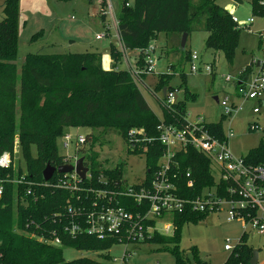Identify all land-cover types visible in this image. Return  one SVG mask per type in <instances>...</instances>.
Masks as SVG:
<instances>
[{
  "label": "trees",
  "instance_id": "1",
  "mask_svg": "<svg viewBox=\"0 0 264 264\" xmlns=\"http://www.w3.org/2000/svg\"><path fill=\"white\" fill-rule=\"evenodd\" d=\"M89 3L106 0H87ZM123 0L118 14V31L125 49L138 50L137 68L146 67L145 56L141 50L147 48L159 33L167 37L181 38L183 33L189 36L195 31H205L207 49L223 53L228 62H232L242 27L233 15L216 3V0H134L133 4ZM252 14L264 17V0H251ZM3 15L0 18V155L4 152L14 157L16 136L20 144V154L26 163V171L20 163L13 162L9 168L0 167V178L8 179L4 183V194L0 197V264H97L91 257H82L66 261L65 248L95 252L100 258H110L109 249L113 241L100 240L94 236L81 234L71 237L62 233V244L55 246L43 242L40 237H51L53 230H60L68 221L67 206L89 209L94 200H98L97 190L106 189L109 193L123 188L125 169L122 164L103 167L98 161L94 148L98 144L94 130L102 129L105 134L118 133L125 143L128 132L142 129L138 137L151 141H142L132 154L143 156L146 161L147 179L158 168L164 146L158 141V126L163 122L181 126L185 124L187 99L195 94L185 90L182 101L172 106H164L163 119L152 111L139 84L127 69H119L122 52L113 44L110 48L112 69L102 65L100 52L46 54L28 53L21 64L17 62L19 54L18 22L19 0H5L2 3ZM104 20V16L102 15ZM178 43L176 48H179ZM173 52H179L175 49ZM188 57V55L186 56ZM264 63V62H263ZM251 66L240 77L247 76ZM171 75H158L154 91L169 86ZM142 77H146L143 73ZM222 119L219 122H205L206 128L219 139H224ZM252 125V124H251ZM88 127L92 131L86 134L87 148L85 165L90 177L80 183L81 190L72 192L57 183L64 173L55 172L51 179L43 178L47 164L58 167L64 164L65 155L60 154V138L69 128ZM251 130V126L249 128ZM35 150V153L32 150ZM176 164L172 171L177 173L175 183L181 196H198L205 187L215 184L211 161L196 149L187 147L176 153ZM248 166L264 164V140L249 150L244 156ZM190 173V177L186 174ZM21 183L13 182L22 176ZM189 179L194 181L188 186ZM107 182H106V181ZM227 183L220 181L219 192L225 196ZM30 189V193L28 190ZM121 204L132 202L129 198L120 199ZM133 211H141L135 204ZM209 213L186 210L173 216V233L164 235L155 233L144 243H159L164 252L175 257V264H207L199 259V252L193 248L195 262L180 246V235L184 224L197 222ZM245 214L255 216L256 210L249 207ZM248 234L243 232L234 246L225 264H250L254 247L248 243Z\"/></svg>",
  "mask_w": 264,
  "mask_h": 264
},
{
  "label": "rangeland",
  "instance_id": "2",
  "mask_svg": "<svg viewBox=\"0 0 264 264\" xmlns=\"http://www.w3.org/2000/svg\"><path fill=\"white\" fill-rule=\"evenodd\" d=\"M0 0V18L3 15ZM133 4L134 0H128ZM216 0V3L227 9L239 20L243 26L240 33L239 44L232 62H228L222 52L207 49L205 41L208 33L195 31L190 34L184 51L180 50L177 57L175 53L162 55L161 50L166 42V34L159 33L150 45L156 46L153 57L156 59L154 71L156 74L167 72L169 65H174L175 71L169 83L173 92V99L182 101L185 97L186 88L196 93L194 99H187V120L196 122L205 118L208 121H219L222 119V128L225 136L232 130L234 136L229 139L228 144L233 155L237 158L244 157L249 150L258 146L264 140V97L262 99H244L237 94L236 81L241 73L251 66L247 72L249 83L258 73L256 62L264 61V17L252 14L251 0ZM113 13L105 11V18L101 17V3L95 1L89 3L87 0H19V22H18V44L19 54L17 62L21 64L28 53L64 54L100 52L102 54V65L106 69H112L110 58L111 44L122 52L121 61L117 67L127 69L123 55V44L116 30L114 16L118 17L123 0H111ZM248 18H253L249 26H244ZM99 35L101 38L97 39ZM176 42V41H174ZM196 52L199 55V65L202 68L197 72H191L188 53ZM132 50L127 51L131 63H134ZM213 65L214 75L205 71V66ZM260 67V66H259ZM184 73V75H180ZM143 84L139 85L147 103L152 111L160 119H163V109L156 96L163 97L161 91L152 93L155 80L149 77ZM148 86V87H147ZM149 86H151L149 88ZM218 97V102L215 97ZM229 105H236L230 115L222 116L224 108L222 101ZM259 112L255 113L254 109ZM251 124H256L254 130H250ZM92 129L88 127L69 128L67 132L72 135V142L68 149L63 146L60 138L58 151L60 154L75 155L80 157L83 152H75L76 135H86ZM99 137L94 153L98 154V161L105 167H113L122 164L125 169V179L129 184L139 182L145 174L146 161L128 151L127 144L123 138L112 131L107 134L102 129L94 130ZM19 139L16 136L14 148V162L20 163L23 172L26 171V163L19 150ZM35 153V150H32ZM216 176V175H215ZM217 178V177H216ZM230 206L223 205L217 212H210L205 218L197 222L184 224L180 235V246L190 255L192 263L195 262L193 248L199 252V259L206 260L209 264H225L231 254L225 250V245L234 247L243 232H248V243L254 249L259 250L258 262L264 264V236L259 235L252 229L249 223L241 218L232 221L227 219ZM170 221V220H169ZM165 222L161 223L162 227ZM173 233V231H172ZM171 233V234H172ZM159 243H129L117 244L110 250L109 254L114 258H121L124 250H127V264H175V257L170 252H164ZM63 256L66 261L76 260L82 257L96 258L94 252L81 251L74 248H65Z\"/></svg>",
  "mask_w": 264,
  "mask_h": 264
},
{
  "label": "built area",
  "instance_id": "3",
  "mask_svg": "<svg viewBox=\"0 0 264 264\" xmlns=\"http://www.w3.org/2000/svg\"><path fill=\"white\" fill-rule=\"evenodd\" d=\"M106 10L111 14L113 13L111 0H106L105 6L101 7L103 16L106 15ZM114 20L118 27V17L114 16ZM233 20L239 25L240 22L236 17L233 16ZM252 22L253 18H250L244 26H248ZM96 38L99 39L101 36L97 35ZM122 50L124 56H126L127 49L123 46ZM155 51V45H149L141 50L146 61L144 69L139 70L137 66H130L129 71L139 85L144 83L143 73L147 75L154 72L156 59L153 54ZM190 62L191 72L200 70L199 55L196 52L191 54ZM263 62L260 64L258 73L249 83L240 81V78L237 79L239 82L237 84L238 94L246 100L262 99L264 97ZM205 69L209 73L212 71L209 64L205 66ZM175 102L173 92H169L163 99L164 106L170 107ZM221 105L226 116L230 115L234 108H237L234 104L229 105L226 100L222 101ZM254 112L258 113L259 109L255 108ZM186 117L185 124L181 126L163 122L158 126L160 131L158 141L164 146V151L159 159V166L152 172L150 179L146 177L150 170H147L145 166L144 177L139 182L129 184L124 178L123 188H117L111 193L106 189H98L96 192L98 200H94L89 209H79L68 205V221L63 224L60 230H53L51 237H40V240L60 246L62 244V233L64 232L71 237L87 234L100 240L113 241L114 245L144 243L155 233L170 235L174 228L173 216L176 213H182L186 210L217 212L222 209L223 205L230 206L227 215L229 221L241 218L245 223H249L259 235L264 236V164L248 166L244 157L237 158L233 155L228 144L229 139L234 136L231 130L228 136L219 139L206 128L204 119H198L192 123ZM255 128L256 124H252L251 130ZM142 133V129L135 128L128 132L126 142L128 151H134L142 141H151L148 138L140 139L138 135ZM62 140L63 146L68 149L72 142V135L66 132ZM75 144L76 153L81 152L80 150L83 148H87L86 135H76ZM187 147L196 149L211 161L212 174L215 178V184L205 187L195 197L179 194L178 186L175 183L177 173L172 171V165H177L174 159L176 153ZM135 155L143 157L138 154ZM81 157L85 161V152ZM81 157L79 154H66L64 164L76 166ZM13 162L14 159L10 153L4 152L0 155L1 168L11 167ZM84 166L87 167L85 163ZM64 174V178L57 183L58 187L66 188L72 192L81 190L80 183L84 178H81L75 169ZM186 176L190 177V173H187ZM86 177H90L89 168ZM22 179H24L23 175L15 177L12 181L21 183ZM7 181H9V178H0V197L4 194V183ZM220 181L227 183L225 196H222L219 192L220 186L218 184ZM193 183L194 181L189 179L187 185L191 187ZM28 193H30V189ZM121 197L129 198L132 202L121 204L119 200ZM135 204L141 206L142 210L133 211L131 207ZM249 207L256 210L255 216H250V218L245 214ZM163 222H165L163 226L159 227ZM246 233L248 234V232ZM233 248L229 244L225 245V250L232 251ZM126 254L127 250L125 249L121 258H114L113 256L100 258L97 254L95 259L97 264H124Z\"/></svg>",
  "mask_w": 264,
  "mask_h": 264
},
{
  "label": "crops",
  "instance_id": "4",
  "mask_svg": "<svg viewBox=\"0 0 264 264\" xmlns=\"http://www.w3.org/2000/svg\"><path fill=\"white\" fill-rule=\"evenodd\" d=\"M102 6V5H101ZM101 17H102V14H101ZM105 17V16H104ZM248 19H250V18H248ZM249 26V25H248ZM116 30H117V32H118V35H119V31H118V27H117V25H116ZM120 37V36H119ZM182 37V36H181ZM121 39V38H120ZM188 39H189V36H188ZM188 39H187V41H188ZM174 41H176V42H174ZM180 44V47L179 48H176V46H177V44ZM187 43V42H186ZM186 46V45H185ZM175 49H178L179 50V52L177 53H175V52H173ZM185 49V48H184ZM184 49L181 47V38H178V37H166V42L164 43V47H163V49L161 50V54H160V56H162V55H167V53L169 54H171L172 52L173 53H175V55L177 56V57H179V55H180V50L181 51H184ZM127 51H128V49H127ZM130 51H132V50H130ZM135 53V55H134V57H133V59H134V63H133V65H132V63H131V60H130V57H128L127 56V52H126V56H124L125 57V61H126V64L128 65V70L130 69V66H137V61H138V59H139V51L138 50H133ZM191 54L192 53H188L187 55H188V59L187 60H190L191 61ZM124 55V54H123ZM110 58H111V56H110ZM112 60V59H111ZM259 62H261V61H259ZM257 64H258V62H256ZM209 65H211V67H212V71L210 72L212 75H214L215 73H214V69H213V65L212 64H209ZM258 68H259V66H258ZM106 69V68H105ZM201 69V71H202V68H200ZM205 69V68H204ZM175 71H178V70H176L175 69V67H174V65H169V67H167V72H165V73H169V74H173ZM205 71H206V69H205ZM161 74H163V73H161ZM175 74V73H174ZM173 74V75H174ZM158 75H160V74H156L155 73V71L153 72V73H151V74H149V77H153L154 78V80H155V84H156V82H157V79H158ZM180 75H184V73H180ZM172 76V75H171ZM148 78V76H146V77H144V81H145V84H146V81L148 80L147 79ZM240 78V81H244V80H247L248 79V76H245V77H243V78H241V77H239ZM239 82H238V80L236 81V91H237V94H238V84ZM148 87V86H147ZM151 86H149V88H150ZM152 88V87H151ZM175 91V89H173L172 91H168V88H167V91H166V94H164L163 95V97L162 98H160L159 96H156V92L154 91V87L152 88V93L153 94H155V96H156V98H157V100H158V102H159V104H160V102L161 101H159L160 99H164L166 96H167V94L169 93V92H174ZM192 93H194L193 91H191ZM195 94V96L194 97H196V93H194ZM239 95V94H238ZM215 100L218 102V97L216 96L215 97ZM187 115V114H186ZM222 116L223 117H226V115L224 114V113H222ZM187 118V117H186ZM204 119V121L205 122H208V123H215V121H208V120H206L205 118H203ZM221 120V119H220ZM219 120V121H220ZM219 121H217V122H219ZM232 131V130H231ZM127 260H128V258H125V261H124V264H127ZM205 262L207 263V261L205 260ZM207 264H209V263H207Z\"/></svg>",
  "mask_w": 264,
  "mask_h": 264
},
{
  "label": "water",
  "instance_id": "5",
  "mask_svg": "<svg viewBox=\"0 0 264 264\" xmlns=\"http://www.w3.org/2000/svg\"><path fill=\"white\" fill-rule=\"evenodd\" d=\"M236 1L242 2L241 0H236ZM188 36H189L188 33H183V35L181 37V47L183 49L185 48ZM260 64H261V62H258L257 65L260 66ZM166 91H167V88H164V94H166ZM83 161H84L83 157L79 158L76 166H73L71 164H63V165H60L58 167H55V166H52L51 164H47L43 170V178L47 181V180L52 178V176L55 172L68 173L74 169L81 178H85L86 173L88 171V168L84 166ZM258 257H259V250L254 249L250 264H256L258 262Z\"/></svg>",
  "mask_w": 264,
  "mask_h": 264
}]
</instances>
